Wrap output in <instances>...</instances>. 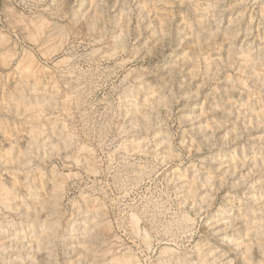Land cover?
Wrapping results in <instances>:
<instances>
[{"label": "rangeland", "instance_id": "obj_1", "mask_svg": "<svg viewBox=\"0 0 264 264\" xmlns=\"http://www.w3.org/2000/svg\"><path fill=\"white\" fill-rule=\"evenodd\" d=\"M0 38V264H264V0H0Z\"/></svg>", "mask_w": 264, "mask_h": 264}, {"label": "bare ground", "instance_id": "obj_2", "mask_svg": "<svg viewBox=\"0 0 264 264\" xmlns=\"http://www.w3.org/2000/svg\"><path fill=\"white\" fill-rule=\"evenodd\" d=\"M11 7V6H10ZM12 10V9H11ZM10 10V11H11ZM8 11V10H7ZM13 13V12H12ZM19 15V14H18ZM12 16V15H11ZM41 16V15H40ZM10 17V16H9ZM22 17V16H21ZM39 18H41V17H39ZM44 18V17H43ZM97 18V17H96ZM15 19H17L16 17H15ZM27 19V18H26ZM26 19H24L23 20V18H22V21L24 22ZM28 19H30V18H28ZM45 20V19H44ZM14 21V20H13ZM19 21H21L20 19H19ZM29 21V20H28ZM35 21V20H34ZM37 21V20H36ZM32 22V21H31ZM35 23V31L33 30L31 33L33 34L32 36L33 37H35L36 35H40L41 33H44L43 32V30H44V25H46L45 23H44V21L42 20V19H38V21L37 22H34ZM10 25H12V24H14V23H9ZM27 25H28V23H26ZM29 25H31V24H29ZM48 25V24H47ZM60 25V24H59ZM52 26V25H51ZM54 26V25H53ZM93 26V25H92ZM24 27V26H23ZM25 27H27L26 25H25ZM30 27V26H29ZM99 27V26H98ZM31 28H33V27H31ZM66 28V27H65ZM68 28V27H67ZM126 28V27H125ZM22 29V28H21ZM48 29V28H47ZM54 29V28H53ZM66 29H63V28H61V27H59V29H57V31L55 32H53L52 34H54V36H55V34L58 36L57 38H59V40H61V41H58L59 42V44H61V43H63V41L65 40V37L66 36H68V32L67 31H65ZM68 30V29H67ZM70 30V29H69ZM31 31V30H30ZM126 31V30H125ZM27 32V31H26ZM35 32V33H34ZM52 32V31H51ZM121 32H124V31H121ZM47 33H48V31H47ZM27 34H28V32H27ZM26 34V35H27ZM30 34V33H29ZM3 35V34H2ZM49 35V34H48ZM121 35V34H120ZM47 36V35H46ZM53 37L52 35H51V33H50V35H49V37ZM122 36V35H121ZM120 36V37H121ZM2 37V39H4L3 38V36H1ZM40 37V36H39ZM32 38V37H31ZM37 38V37H36ZM55 37H53L52 39H54ZM122 38V37H121ZM1 39V38H0ZM8 39V38H7ZM39 39V38H38ZM44 39V38H43ZM36 40V39H35ZM122 40V39H121ZM1 41V40H0ZM4 41V40H3ZM34 41V40H33ZM48 41V40H47ZM50 41V40H49ZM52 41V40H51ZM118 41V40H117ZM44 44V43H43ZM42 45V44H41ZM51 45V44H50ZM119 45V44H118ZM38 46V45H37ZM61 46H63V44H61L59 47H61ZM54 47V46H53ZM55 47H57L58 48V44H57V46L55 45ZM54 47V48H55ZM14 49V48H13ZM48 49V48H47ZM56 49V48H55ZM120 49V48H119ZM45 50V49H44ZM25 51V50H24ZM41 51V50H40ZM29 52V51H28ZM1 53V52H0ZM11 53V52H10ZM31 53V52H30ZM29 53V54H30ZM5 54V53H4ZM8 54V53H7ZM51 54H52V52H51ZM1 55H2V53H1ZM6 55V54H5ZM9 55V54H8ZM11 55H13V54H11ZM48 55V54H47ZM33 56V55H32ZM31 55L29 56V58H27V62L25 63L24 61H23V59H22V61L24 62V64L22 63V65L24 66H22L23 67V69H27V70H29V68H31V66H32V64H33V57H32ZM2 57H4V56H2ZM26 57H28V56H26ZM24 59H26L25 57H23ZM64 60V59H63ZM66 60V59H65ZM69 60V59H68ZM67 61V60H66ZM18 62V61H17ZM21 62V61H20ZM19 63V62H18ZM20 64V63H19ZM36 65V64H35ZM18 68V67H17ZM21 68V67H20ZM18 70H20V69H18ZM27 73H30V72H27ZM32 73V72H31ZM25 75V74H24ZM29 75V74H28ZM30 75H34V73L33 74H30ZM36 76V75H35ZM33 77V76H32ZM37 77V76H36ZM40 79V78H39ZM37 80V79H36ZM41 80V79H40ZM36 82V81H35ZM40 82V81H39ZM39 84V83H38ZM43 84V83H42ZM16 86V85H15ZM55 86V85H54ZM25 88V87H24ZM49 88H51L50 86H49ZM34 89V88H33ZM37 90V89H36ZM17 91V90H16ZM15 91V92H16ZM38 91V90H37ZM36 91V92H37ZM40 91V90H39ZM38 91V92H39ZM43 91V90H42ZM10 93V92H9ZM28 93V92H27ZM24 94L22 93V96H23ZM14 96V95H13ZM45 96V95H44ZM53 96V95H52ZM21 97V96H20ZM38 97H40V95L38 96ZM15 98H17V97H15ZM15 98H13L14 99V101L16 100V102H17V104H15L17 107L18 106H20V104L22 105L23 103H24V101L22 102V101H19V99H15ZM29 98V97H28ZM9 99V98H8ZM22 99V98H21ZM24 99V98H23ZM53 99V98H52ZM28 100V99H27ZM34 100V99H33ZM45 100H46V98H45ZM8 101V100H7ZM50 101V100H49ZM45 102V101H44ZM30 103V102H29ZM37 103V102H36ZM32 104V103H31ZM46 104V103H45ZM50 104V103H49ZM39 106H40V104H38ZM38 105H36V106H38ZM44 105V104H43ZM13 106V105H12ZM29 106V105H28ZM27 106V104H25V109H27L28 110V107ZM35 106V104H34V107H36ZM39 106L38 107H36L37 108V110L39 109ZM44 107V106H43ZM33 108V107H32ZM35 108V109H36ZM41 109L40 110H38L39 112H41V110H42V107H40ZM11 109V108H10ZM17 109H19V107L17 108ZM23 109V108H22ZM31 109V108H30ZM34 109V110H35ZM18 111V110H17ZM20 111V110H19ZM45 111V110H44ZM18 113V112H17ZM30 114V113H29ZM28 114V115H29ZM16 116V115H15ZM30 116V115H29ZM29 118H31V117H29ZM16 119V118H15ZM37 119V118H36ZM3 120V119H2ZM38 120V119H37ZM11 121H13V119L11 120ZM56 121V120H55ZM4 123V122H3ZM55 123V122H54ZM14 124H16V123H14ZM60 124V123H59ZM47 125V124H46ZM16 126V125H15ZM4 127H5V124H4ZM57 127V126H56ZM38 128H39V126H38ZM32 129V128H31ZM62 129V128H61ZM32 132L33 133H35V134H38L39 132L37 131V130H35V129H32ZM7 133V132H6ZM15 134V133H14ZM30 134V133H29ZM8 135V134H7ZM9 135H11V134H9ZM12 136V135H11ZM35 137V136H34ZM63 138V137H62ZM63 140H66L65 139V137L63 138ZM63 142V141H62ZM65 142V141H64ZM67 142V141H66ZM61 145V144H60ZM30 153H33V152H30ZM7 157V156H6ZM1 158V157H0ZM5 158V157H4ZM7 160V159H6ZM11 162V161H10ZM9 162V163H10ZM61 181V180H60ZM58 183V182H57ZM63 183V182H62ZM61 183V184H62ZM18 184V183H17ZM60 184V183H59ZM60 184V185H61ZM15 185H16V182H15ZM43 185V184H42ZM59 185V186H60ZM5 184H4V186L3 185H1L0 186V200H1V203L2 202H6L7 203V201H8V199H10L11 197H10V195H11V190H9L8 189V185L6 186L7 188H5ZM195 186V185H194ZM58 187V186H57ZM192 187V186H191ZM19 188V187H18ZM11 189V188H10ZM60 189V188H59ZM60 191V190H59ZM61 193V192H60ZM14 194V193H13ZM207 199V198H206ZM7 200V201H6ZM204 200H205V198H204ZM11 200H9V202H10ZM8 202V203H9ZM91 202V201H90ZM6 203H5V206H6ZM3 204V203H2ZM10 204H11V202H10ZM10 204H8L9 206H10ZM29 204V203H28ZM12 205V204H11ZM203 206V205H202ZM39 207V206H38ZM37 207V208H38ZM45 207V206H44ZM7 208H9L8 206H7ZM98 209V208H97ZM37 210V209H36ZM47 210V209H46ZM1 211V210H0ZM43 212V211H42ZM39 213V212H38ZM29 214V213H28ZM30 215V214H29ZM136 215V214H135ZM41 216V215H40ZM132 216V215H131ZM138 217V216H137ZM192 218V217H191ZM136 220H137V218H135ZM32 220V219H31ZM38 220V219H37ZM43 220V219H42ZM132 220V219H131ZM41 221V220H40ZM133 221V220H132ZM45 222V221H44ZM44 222H42V223H44ZM135 222V221H134ZM257 222V221H256ZM12 224V223H11ZM32 224V223H31ZM35 224V223H34ZM134 224V223H133ZM137 224H138V222H137ZM132 225V224H131ZM44 226V225H43ZM48 226V225H47ZM134 226V225H133ZM51 227H52V225H51ZM138 227V226H137ZM137 227H135V228H137ZM260 227V226H259ZM12 228V227H11ZM37 229V228H36ZM47 230V229H46ZM50 232V231H49ZM56 233V232H55ZM50 234V233H49ZM166 234V233H165ZM51 235V234H50ZM148 235V234H147ZM39 237V236H38ZM148 241V240H147ZM239 241V240H238ZM262 241V240H261ZM264 241V240H263ZM142 242H143V240H142ZM203 243V242H202ZM261 245V244H260ZM201 247V246H200ZM200 247H198V251H197V256L201 259V261H202V264H211V262L209 261V259H208V257L207 258H205V255L202 253L203 251V248L201 249ZM147 248H148V245H147ZM195 248V247H194ZM197 248V247H196ZM195 248V249H196ZM164 249V248H163ZM217 249H219V248H217ZM197 250V249H196ZM224 251V250H223ZM222 251V252H223ZM170 252V251H169ZM168 252V254H170ZM196 253V252H195ZM204 253H206V252H204ZM218 253V252H217ZM160 254V253H159ZM131 255V254H130ZM138 255V254H137ZM216 255V254H215ZM220 255V253L218 254V256ZM248 255V254H247ZM251 255V254H250ZM120 256V255H119ZM128 256V255H127ZM126 255H124L123 254V256H120V257H116V258H113V259H115V261H117V262H121V263H125V264H139L137 261L138 260H136V257H135V261L133 260V258H131L130 256L129 257H127ZM185 256V255H184ZM208 256V255H207ZM164 257V256H163ZM169 257V256H168ZM193 257V256H192ZM173 258V257H172ZM178 258V257H177ZM194 258V257H193ZM163 260H164V258H162ZM158 260H160V259H158ZM168 261H163V262H161L162 264H169V262H170V260L169 259H167ZM193 260V259H192ZM216 260V259H215ZM112 261V260H111ZM114 261V260H113ZM183 261V260H182ZM185 261V260H184ZM183 261V262H184ZM117 262H116V264H117ZM176 262V261H175ZM191 262V261H190ZM69 263V262H68ZM156 263H158V262H156ZM160 263V264H161ZM195 263V262H194ZM199 263V262H198ZM114 264V263H113ZM187 264V263H186ZM222 264V263H221Z\"/></svg>", "mask_w": 264, "mask_h": 264}]
</instances>
